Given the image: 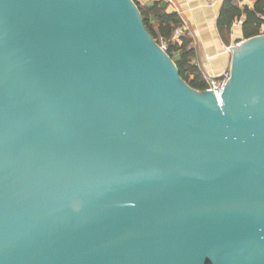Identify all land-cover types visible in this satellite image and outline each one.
Here are the masks:
<instances>
[{
	"label": "water",
	"instance_id": "95a60500",
	"mask_svg": "<svg viewBox=\"0 0 264 264\" xmlns=\"http://www.w3.org/2000/svg\"><path fill=\"white\" fill-rule=\"evenodd\" d=\"M219 99L134 0H0V264H264V34Z\"/></svg>",
	"mask_w": 264,
	"mask_h": 264
},
{
	"label": "crops",
	"instance_id": "0c3cea01",
	"mask_svg": "<svg viewBox=\"0 0 264 264\" xmlns=\"http://www.w3.org/2000/svg\"><path fill=\"white\" fill-rule=\"evenodd\" d=\"M139 1L143 4L161 3L167 13H177L181 17L184 23L182 33L189 35L195 48L194 63L204 76L213 79L220 78L230 68L231 48L244 40L253 38L245 36L244 25L247 22L245 15L235 18L230 23L231 5L225 2L207 7L204 0ZM256 4L257 0H247L244 4L237 5L241 9L247 7L253 10ZM255 30L259 32L257 36L263 35L264 24L260 27L254 25L250 31Z\"/></svg>",
	"mask_w": 264,
	"mask_h": 264
},
{
	"label": "trees",
	"instance_id": "16d2710c",
	"mask_svg": "<svg viewBox=\"0 0 264 264\" xmlns=\"http://www.w3.org/2000/svg\"><path fill=\"white\" fill-rule=\"evenodd\" d=\"M134 1L140 10L147 30L158 44L166 47V52L178 67L181 78L195 90H207L208 84L204 75L194 63L196 53L192 45V39L187 33L179 37L175 36L177 30H183L184 28L181 17L177 13H167L161 3L143 4L139 0ZM225 3L231 5L232 17L230 23L235 18L245 15L247 18L244 25L245 36L249 38L259 34L258 30H250L254 25L260 27L264 24V0H257L253 10L247 7L241 9L236 2L226 1Z\"/></svg>",
	"mask_w": 264,
	"mask_h": 264
},
{
	"label": "built area",
	"instance_id": "2783aa9c",
	"mask_svg": "<svg viewBox=\"0 0 264 264\" xmlns=\"http://www.w3.org/2000/svg\"><path fill=\"white\" fill-rule=\"evenodd\" d=\"M226 1H232V2H236L240 5L244 4L247 0H204L205 2V5L207 7H212L220 2H226ZM183 30H177L175 32V36L176 37H179L181 36L183 33ZM163 48L166 49L165 46H163ZM207 84H208V88L207 90H211L215 93V95L217 96V98L219 99L220 101V98L224 92V89H225V86L228 82V80L230 79V69L226 70L220 78H217V79H213V78H210L208 76H204Z\"/></svg>",
	"mask_w": 264,
	"mask_h": 264
}]
</instances>
